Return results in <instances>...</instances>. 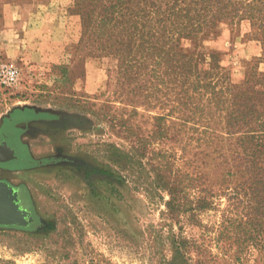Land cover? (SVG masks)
<instances>
[{
	"label": "rangeland",
	"instance_id": "rangeland-1",
	"mask_svg": "<svg viewBox=\"0 0 264 264\" xmlns=\"http://www.w3.org/2000/svg\"><path fill=\"white\" fill-rule=\"evenodd\" d=\"M80 1L0 0V67L10 64L19 70L15 86H0V126L19 108L64 115L66 128L34 142L33 155L47 156L60 147L75 165H84L81 170L37 168L11 176L28 183L48 225L34 233L0 228V264H166L167 237L171 230L180 233V225L171 227L163 216L167 194L150 185L154 172L137 186L138 174L111 164L106 147L130 149L141 138L149 152L143 164L161 166L170 152L180 168V104L166 101L163 86L156 90L149 74L124 77L114 51L116 33L106 40L99 34L86 36ZM97 24L91 21L92 27ZM204 51L220 54L234 84L264 73V48L250 21L221 24L220 35L207 40ZM171 110V118L158 120ZM218 213L203 216L204 226L216 223ZM201 233L186 225L190 240H200ZM211 254L223 262L208 264H264L259 250L238 262L209 243ZM192 257L196 264L197 253Z\"/></svg>",
	"mask_w": 264,
	"mask_h": 264
},
{
	"label": "trees",
	"instance_id": "trees-1",
	"mask_svg": "<svg viewBox=\"0 0 264 264\" xmlns=\"http://www.w3.org/2000/svg\"><path fill=\"white\" fill-rule=\"evenodd\" d=\"M79 7L86 36L106 40L116 33L124 77L149 74L156 90L163 86L166 101L180 104V168L170 152L161 166L143 164L149 152L141 138L130 149L106 147L111 164L138 174L137 186L154 172L150 185L167 194L163 216L171 227L180 225V233H169L165 263L194 264L193 252L196 264L223 262L208 256L209 243L238 262L264 251V73L234 84L220 54L204 51L221 24L245 20L264 48V0H81ZM211 212H220L219 220L204 226L202 217ZM186 225L202 230L200 240L187 238Z\"/></svg>",
	"mask_w": 264,
	"mask_h": 264
},
{
	"label": "flooded vegetation",
	"instance_id": "flooded-vegetation-1",
	"mask_svg": "<svg viewBox=\"0 0 264 264\" xmlns=\"http://www.w3.org/2000/svg\"><path fill=\"white\" fill-rule=\"evenodd\" d=\"M68 125V118L54 112L36 108H19L5 116L0 126V144L6 143L14 150L16 159L0 164V181L8 183L18 195L20 210L27 211L33 222L26 227H4L9 230L28 233L42 232L47 222L40 217L29 185L25 181L14 182L12 175H18L37 168H67L75 166L81 170L84 165L75 161L64 148L55 147L53 154L36 158L32 152L34 142L43 138H53ZM54 144H56L54 142Z\"/></svg>",
	"mask_w": 264,
	"mask_h": 264
},
{
	"label": "water",
	"instance_id": "water-1",
	"mask_svg": "<svg viewBox=\"0 0 264 264\" xmlns=\"http://www.w3.org/2000/svg\"><path fill=\"white\" fill-rule=\"evenodd\" d=\"M14 150L6 143L0 144V164L15 160ZM18 195L8 183L0 181V226L26 227L33 222L27 211L20 210Z\"/></svg>",
	"mask_w": 264,
	"mask_h": 264
},
{
	"label": "built area",
	"instance_id": "built-area-1",
	"mask_svg": "<svg viewBox=\"0 0 264 264\" xmlns=\"http://www.w3.org/2000/svg\"><path fill=\"white\" fill-rule=\"evenodd\" d=\"M19 81V70L15 65L5 64L0 67V86L10 88Z\"/></svg>",
	"mask_w": 264,
	"mask_h": 264
}]
</instances>
